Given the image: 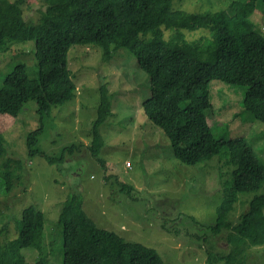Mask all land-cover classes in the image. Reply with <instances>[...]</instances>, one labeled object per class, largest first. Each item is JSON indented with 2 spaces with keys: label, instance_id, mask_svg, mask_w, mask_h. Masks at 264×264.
<instances>
[{
  "label": "trees",
  "instance_id": "trees-1",
  "mask_svg": "<svg viewBox=\"0 0 264 264\" xmlns=\"http://www.w3.org/2000/svg\"><path fill=\"white\" fill-rule=\"evenodd\" d=\"M42 1L45 9L36 19L26 20L25 0H0V50L7 51L15 43L33 42L34 47V65L16 64L5 75L12 89H0V113L17 116L26 102L35 101L39 124L26 134L29 154L43 153L38 143L55 128L52 107L74 96L76 85L67 67L70 46L97 45L104 60L126 48L149 77L150 96L142 102L143 112L169 139L174 157L194 165L226 146L234 191L259 189L264 163L243 136L215 137L205 110L211 106L212 80L246 85L242 112L264 123V34L250 18L258 7L264 10V0H238L233 16L223 10L187 12L173 8L172 0ZM166 29L171 31L168 36ZM199 29H207L208 38L187 39L185 31ZM110 106L108 88L102 85L89 144L96 158L104 144L99 127L110 115ZM80 146L73 143L44 157L51 164H61ZM5 154L0 132V180L9 192L17 170ZM132 188L122 185L126 192ZM237 200L235 193L225 197L218 220L206 226L213 234L224 230L229 246L226 252L208 248L206 264H247L249 250L264 247V192L255 194L233 221ZM57 222L62 227V264H163L154 248L96 226L75 195L63 202ZM43 228V212L34 205L23 208L15 221L16 236L6 242L0 238V264H31L21 250L31 246L40 256ZM5 230L0 227V236ZM43 261L40 256L32 264Z\"/></svg>",
  "mask_w": 264,
  "mask_h": 264
},
{
  "label": "rangeland",
  "instance_id": "rangeland-1",
  "mask_svg": "<svg viewBox=\"0 0 264 264\" xmlns=\"http://www.w3.org/2000/svg\"><path fill=\"white\" fill-rule=\"evenodd\" d=\"M237 1L172 0V6L187 12L223 10L233 16ZM44 9L42 0H25L22 5L26 20L36 19ZM250 18L264 34V10L258 7ZM170 32L166 29L165 35ZM185 33L188 40L209 36L207 29ZM33 48V42H27L0 50V89H12L5 75L16 64L34 65ZM67 58L76 89L71 99L52 107L55 128L38 143L43 153L29 154L26 145V134L39 124L35 101L26 102L17 116L0 113L4 159L17 170L9 192L0 180V214H4L0 227L6 228L2 242L16 236V218L23 208L34 205L44 214L43 264H62V227L57 221L63 202L75 195L96 226L154 248L163 264H206L208 248L226 252L225 231L213 234L206 226L218 220L220 202L234 193L238 200L230 218L236 220L251 198L264 192V180L256 191H234L226 146L194 165L175 158L169 139L143 112L142 102L150 96L149 77L128 49L119 48L104 60L99 46L75 44ZM102 85L108 88L111 106L99 127L104 144L96 158L89 144ZM209 87L211 106L205 115L213 135L243 136L264 163V123L242 112L247 86L212 80ZM73 143H80V148L61 164H51L44 157ZM123 184L132 190L123 191ZM21 252L31 264L40 257L31 246ZM247 264H264V247L251 248Z\"/></svg>",
  "mask_w": 264,
  "mask_h": 264
},
{
  "label": "built area",
  "instance_id": "built-area-1",
  "mask_svg": "<svg viewBox=\"0 0 264 264\" xmlns=\"http://www.w3.org/2000/svg\"><path fill=\"white\" fill-rule=\"evenodd\" d=\"M127 166H130V162L127 160L126 163H125Z\"/></svg>",
  "mask_w": 264,
  "mask_h": 264
}]
</instances>
